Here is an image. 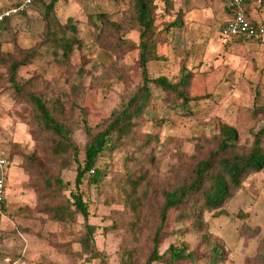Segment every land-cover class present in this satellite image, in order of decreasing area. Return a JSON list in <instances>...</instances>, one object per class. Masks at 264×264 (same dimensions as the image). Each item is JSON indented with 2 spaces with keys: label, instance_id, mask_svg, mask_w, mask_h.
I'll list each match as a JSON object with an SVG mask.
<instances>
[{
  "label": "rangeland",
  "instance_id": "1",
  "mask_svg": "<svg viewBox=\"0 0 264 264\" xmlns=\"http://www.w3.org/2000/svg\"><path fill=\"white\" fill-rule=\"evenodd\" d=\"M18 1L0 0V11ZM48 1L33 0L25 11L14 13L1 25L0 54L12 53L13 43L24 49L38 48L42 56L20 67L16 80L23 82L37 76L39 92L63 99L65 116H75L79 121L72 140L82 163L86 141L82 118L88 126L100 123L117 107L121 96L140 82L137 51H114L117 37L124 42L137 41V32L126 19L131 0H56L51 18L58 25L71 19L77 38L84 44L72 53L69 65L53 57L49 44H39L44 23L42 3ZM260 15L264 16V9ZM176 16H180L182 25L170 30L169 43L160 48L163 60L149 62L147 72L151 78L163 75L171 80L179 78L181 68L195 73L188 96L192 114L174 116V126L162 133L169 139L163 156L154 166H144L149 186L138 220L124 206V193L115 183L122 170L115 162L113 171L106 172L97 184L89 183L86 177L79 185L88 205L86 220L74 214L73 222L57 223L41 212L44 188L23 168V156L34 147L40 148L34 146L30 132L34 127L27 122L32 120V113L28 104L14 103L12 89L3 91L0 86V145L9 154L12 169L6 184L4 215L0 217V264L18 258L22 264H121L122 250L131 245L139 250L136 264H142L159 223L162 192L180 184L195 162L213 149L211 136L218 122L235 128L240 144L250 141L251 133L264 125V117H254L252 113L255 107L264 106V55L258 43L223 39L220 27L228 13L222 0H173V10L161 21H172ZM104 19L117 23V31L104 27ZM78 70L83 77H77ZM4 72L1 67L0 73ZM70 83H76L77 90L72 91ZM72 101L74 104L68 106ZM39 160L55 171L47 154L43 152ZM61 177L68 182V189H74L75 166L63 170ZM65 193L68 195V190ZM220 209L203 211L202 229L191 227L184 234L172 233L183 225L168 219L158 252L162 254L169 245L182 241L192 250L206 252L202 233L207 231L209 240L223 249L221 264H261L264 170L245 176ZM89 227L93 228L96 249L92 254L79 241Z\"/></svg>",
  "mask_w": 264,
  "mask_h": 264
},
{
  "label": "trees",
  "instance_id": "2",
  "mask_svg": "<svg viewBox=\"0 0 264 264\" xmlns=\"http://www.w3.org/2000/svg\"><path fill=\"white\" fill-rule=\"evenodd\" d=\"M222 1L230 17L231 10ZM55 3L56 0L42 3L44 23L39 44H49L53 57L69 65L72 53L84 44L77 38L76 26L71 19L58 25L51 18ZM172 10L173 0H131V11L126 19L127 24L137 32V41L124 42L123 38L117 37L114 51L122 54L137 51L140 82L121 96L117 107L100 123L88 126L85 117L82 118L86 134L82 163L79 160V149L72 140L79 121L75 116H65L63 99L58 95L46 97L39 92L36 89L39 82L37 76L23 82L16 80L20 67L42 56L38 48L24 49L13 43L12 53L0 54V68L5 69L4 74L0 73L1 90L12 89L14 103L28 104L32 113V120L27 122L34 127L30 130L34 146L40 148L34 147L30 154L23 156V168L42 184L44 190L41 196L45 202L41 212L47 214L50 220L57 223L73 222L74 214H80L86 220L88 205L83 200L79 185L86 177L89 183L97 184L106 172L111 171L114 162L120 163L122 170L115 183L124 193V206L136 220L140 218L149 186L145 181L144 166H154L157 158L163 156L169 139L163 138L162 133L174 126V116L192 114L188 96L195 73L181 68L179 78L171 80L163 75L151 78L147 72L149 62L163 60L160 48L169 43L170 30L182 25L180 16L172 21H161ZM9 18L0 20V27ZM103 26L114 31L118 28L117 23L108 19L103 20ZM103 26L99 27L100 32ZM223 39L242 41L239 37ZM76 75L78 78L83 77L81 70ZM5 83L9 85L5 87ZM75 84L70 83L72 91L77 88ZM69 104L72 106L74 101ZM79 111L82 115L83 110L80 108ZM252 113L254 117H264V106L255 107ZM211 143L213 149L195 162L181 183L172 190L162 192L159 223L153 233L151 250L142 264H188L201 260L207 264H221L223 249L221 245L209 240L207 231L202 233V244L206 252L192 250L183 241L179 245H169L162 254L158 252V244L168 219L172 218L174 222L183 225L172 233L184 234L191 227L201 230L203 223L200 217L203 211L222 210L223 202L232 195L234 188L245 176L264 170V125L251 133L250 141L240 144L236 129L218 122ZM43 152L48 155L54 172L39 160ZM72 166H75L74 189H68V182L63 181L61 172ZM67 190L68 195L65 193ZM92 232L93 228L89 227L79 239L82 247L91 254L96 252ZM138 252L136 245L123 249L121 264H136ZM261 264H264V253Z\"/></svg>",
  "mask_w": 264,
  "mask_h": 264
},
{
  "label": "built area",
  "instance_id": "3",
  "mask_svg": "<svg viewBox=\"0 0 264 264\" xmlns=\"http://www.w3.org/2000/svg\"><path fill=\"white\" fill-rule=\"evenodd\" d=\"M231 10V16L220 29V35L224 38H241L245 41L255 40L259 45L260 52L264 55V24L254 23L246 15L248 7H263L264 0H224ZM32 0H19L18 3L2 9L0 20L10 17L14 13L25 11ZM92 172V170H90ZM8 181L7 158L0 152V217L4 215L3 204L5 202V190ZM9 264H22V261L13 259Z\"/></svg>",
  "mask_w": 264,
  "mask_h": 264
},
{
  "label": "crops",
  "instance_id": "4",
  "mask_svg": "<svg viewBox=\"0 0 264 264\" xmlns=\"http://www.w3.org/2000/svg\"><path fill=\"white\" fill-rule=\"evenodd\" d=\"M182 1L185 2L186 0H182ZM210 4L211 3L209 2V5ZM263 9H264V6L263 7H248L246 9V15L250 19V21H252L254 23H262V24H264V16L260 15L261 13H263ZM228 18H229V16L224 20L223 24L226 22V20ZM0 152L3 153L6 156V158H7V169H9L8 170L9 171L8 172V176L10 177V175H11V173H10L11 166H9V154L1 147V145H0ZM4 205H5V202H4Z\"/></svg>",
  "mask_w": 264,
  "mask_h": 264
}]
</instances>
